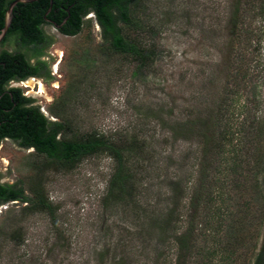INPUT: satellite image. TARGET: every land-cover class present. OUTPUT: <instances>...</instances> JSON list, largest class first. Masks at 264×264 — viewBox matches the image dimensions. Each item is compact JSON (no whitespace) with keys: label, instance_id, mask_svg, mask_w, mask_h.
Wrapping results in <instances>:
<instances>
[{"label":"rangeland","instance_id":"obj_1","mask_svg":"<svg viewBox=\"0 0 264 264\" xmlns=\"http://www.w3.org/2000/svg\"><path fill=\"white\" fill-rule=\"evenodd\" d=\"M130 18L122 35L152 52L146 66L115 52L91 12L74 36L44 25L49 76L7 88L68 139H135V190L109 196L107 153L39 176L42 156L1 140L0 183L34 200L40 182L52 211L0 206V264H254L264 250V0H134Z\"/></svg>","mask_w":264,"mask_h":264},{"label":"trees","instance_id":"obj_2","mask_svg":"<svg viewBox=\"0 0 264 264\" xmlns=\"http://www.w3.org/2000/svg\"><path fill=\"white\" fill-rule=\"evenodd\" d=\"M13 0H0V30L3 28L4 15ZM37 0L33 3H18L12 12V21L6 37L16 38L19 49L10 53H0V95L6 90L11 79L25 80L30 76H49L46 63L39 58L44 50L51 44V40L41 29L44 15L50 8L46 18H53L56 23L64 24L67 18L64 34L74 36L78 34L83 25V18L93 13L96 22L101 28L102 36L115 52L128 55L146 66L150 60L151 51L146 52L135 42L126 40L122 35V25L130 23L131 5L134 0ZM68 10V11H67ZM65 22V23H66ZM36 57L35 65L29 60ZM13 100L9 93L0 100V141L8 138L17 143L22 149L33 147L36 156H42L45 163L39 169L40 176L44 169L73 168L81 158L99 152L107 153L114 159V172L110 182L109 196L115 199L132 195L135 181L133 166L142 161L143 146L135 139L127 141L123 138L122 145L111 142L108 138L96 133L87 134L82 138H67L65 135L66 123L48 121L37 107L26 108L31 103L30 98L21 96L20 89H11ZM17 105L13 107V104ZM58 116V115H57ZM62 134V138L57 136ZM134 159L135 161L133 162ZM133 162V164H132ZM136 168V167H135ZM40 182L36 183L35 196L32 199H23L24 192L14 184L0 183V206L10 202L27 201L30 203L27 210H51V205L44 195ZM130 191V192H129ZM29 200V201H28ZM52 211V210H51ZM190 234L179 237L180 248L184 251V244L190 242ZM186 247V246H185ZM254 264H264V250L258 253Z\"/></svg>","mask_w":264,"mask_h":264},{"label":"flooded vegetation","instance_id":"obj_3","mask_svg":"<svg viewBox=\"0 0 264 264\" xmlns=\"http://www.w3.org/2000/svg\"><path fill=\"white\" fill-rule=\"evenodd\" d=\"M68 11V10H67ZM49 14V13H48ZM44 16H46V13H45V15ZM68 22V21H67ZM67 22L66 23H64V24H61V23H56L55 21H54V19L53 18H44V23L43 24H41V29H42V27L44 26V25H46V26H50V27H53V28H55L56 29V31H58L59 33H61L62 35H64V36H70V35H67V34H64V31L66 30V24H67ZM61 25V28L60 27H56V26H60ZM43 30V29H42ZM1 44H4L3 42L1 43ZM8 52V51H7ZM11 53V52H10ZM56 56H58V54L56 53ZM36 60H37V58L36 57H33V58H31L30 60H29V62H30V64L31 65H35V63H36ZM47 67V66H46ZM52 67H53V64L52 65H50L48 68H49V70L50 69H52ZM33 77H36V78H45V79H47V77H45V76H30V77H28V78H26L25 80H14V79H11L9 82H8V84L9 83H14V82H20V84L22 85V86H25L24 84L29 80V78H33ZM54 86V85H53ZM11 89H17V87H14V86H10L9 88H7L6 87V90L0 95V100L2 99V97H3V95L4 94H6L7 92L9 93V97H10V99H11V102H14V100H13V91H11ZM20 92H21V90H20ZM29 93H27L26 95L24 94V93H22L21 92V96H23V97H26L27 98V95H28ZM0 103H1V101H0ZM17 104L16 103H14L13 104V107H15ZM25 107L26 108H34V106L31 104V103H29V104H26L25 105ZM43 114V113H42ZM5 139H8V138H5ZM8 140H10V139H8ZM12 141V140H11ZM28 149H32L33 150V152H35V149L33 148V147H29Z\"/></svg>","mask_w":264,"mask_h":264},{"label":"water","instance_id":"obj_4","mask_svg":"<svg viewBox=\"0 0 264 264\" xmlns=\"http://www.w3.org/2000/svg\"><path fill=\"white\" fill-rule=\"evenodd\" d=\"M37 0H13L6 12H5V15H4V23H3V28L0 30V44L4 41L5 37H6V34L8 32V29L10 27V24H11V21H12V12H13V8L18 4V3H21V4H28V3H33V2H36ZM53 4V1L50 0V6H52ZM50 12V8L47 10L46 12V15ZM46 16H44L45 18ZM67 20V18L63 21V23H65ZM56 27H60L61 28V25L60 26H56Z\"/></svg>","mask_w":264,"mask_h":264},{"label":"bare ground","instance_id":"obj_5","mask_svg":"<svg viewBox=\"0 0 264 264\" xmlns=\"http://www.w3.org/2000/svg\"><path fill=\"white\" fill-rule=\"evenodd\" d=\"M56 65H54L53 67H52V70L55 72V70H56ZM52 71V72H53ZM27 83V82H26ZM36 85V84H35ZM25 87H26V85H25ZM31 88V87H30ZM29 89V88H28ZM37 90V89H36ZM31 91H32V89H31ZM35 93V95L36 96H39V95H42L43 93H44V86H43V84L42 83H39L38 84V91L37 92H34Z\"/></svg>","mask_w":264,"mask_h":264}]
</instances>
